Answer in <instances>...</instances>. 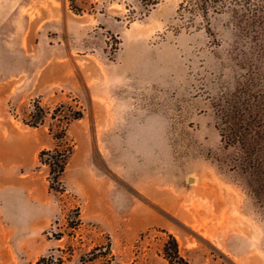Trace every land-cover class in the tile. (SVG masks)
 I'll return each mask as SVG.
<instances>
[{
    "label": "rangeland",
    "instance_id": "374dc122",
    "mask_svg": "<svg viewBox=\"0 0 264 264\" xmlns=\"http://www.w3.org/2000/svg\"><path fill=\"white\" fill-rule=\"evenodd\" d=\"M258 78L264 0L207 17L187 0H0V264H167L165 233L189 264H264V205L213 108ZM56 147L62 192L39 163Z\"/></svg>",
    "mask_w": 264,
    "mask_h": 264
},
{
    "label": "trees",
    "instance_id": "16d2710c",
    "mask_svg": "<svg viewBox=\"0 0 264 264\" xmlns=\"http://www.w3.org/2000/svg\"><path fill=\"white\" fill-rule=\"evenodd\" d=\"M160 0H141L143 6L149 10ZM194 2L203 17H207L209 9L223 0H187ZM184 3L178 11L186 10ZM218 122L216 128L221 142L225 147L235 148L241 171L247 174L250 192L264 205V79H249L245 82L237 81L234 91L222 95L214 104ZM81 113L73 115L79 119ZM41 118V117H40ZM67 147L43 150L39 154V163L48 168L49 189L62 192L59 178L65 170L70 155ZM162 247V256L167 264H189L179 248L176 238L168 233ZM34 264H62L61 258L54 256L40 257Z\"/></svg>",
    "mask_w": 264,
    "mask_h": 264
}]
</instances>
